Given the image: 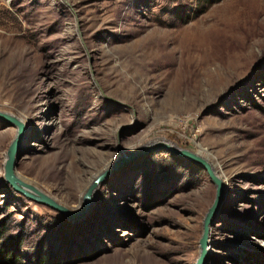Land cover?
I'll list each match as a JSON object with an SVG mask.
<instances>
[{
	"label": "rangeland",
	"instance_id": "374dc122",
	"mask_svg": "<svg viewBox=\"0 0 264 264\" xmlns=\"http://www.w3.org/2000/svg\"><path fill=\"white\" fill-rule=\"evenodd\" d=\"M0 112L27 133L16 169L70 221L5 180L0 264H264V0H0ZM63 203V204H62ZM82 203V205L80 204Z\"/></svg>",
	"mask_w": 264,
	"mask_h": 264
},
{
	"label": "water",
	"instance_id": "95a60500",
	"mask_svg": "<svg viewBox=\"0 0 264 264\" xmlns=\"http://www.w3.org/2000/svg\"><path fill=\"white\" fill-rule=\"evenodd\" d=\"M0 120L10 125H13L17 128V135L12 141L7 151L6 160L4 163V170H5L4 175L6 182L10 184L16 192L22 194L29 200L47 206L52 210L57 211L58 213H60L70 221L84 219L90 212L92 194L94 193L95 189H97L99 187V184L104 182L115 171L117 167L113 166V168L108 169L106 172L101 174L95 181H93V183L87 190V193L83 196V207L78 212H72L65 206L58 204L56 201H54L50 196L46 195L44 192L37 189L36 186L25 182L23 179H21L18 176L16 169L18 167V161L20 159L19 150H20V145L26 136L27 129L25 125L13 115L0 112ZM160 150L168 151L183 160L189 161L203 168L207 172L211 182L216 186L215 201L204 219L203 235L199 242L200 255L196 262V264H205V258H206L205 249L208 242V236L210 235V227L212 225V220L222 203V199L224 195V182L219 177L215 166L208 159L202 157L198 153H194L185 149H180L172 144L159 142L153 147H146L144 149L139 150L134 155L136 157H140V156L142 157L143 155L148 154L152 151H160Z\"/></svg>",
	"mask_w": 264,
	"mask_h": 264
},
{
	"label": "bare ground",
	"instance_id": "6f19581e",
	"mask_svg": "<svg viewBox=\"0 0 264 264\" xmlns=\"http://www.w3.org/2000/svg\"><path fill=\"white\" fill-rule=\"evenodd\" d=\"M19 177H21V176H19ZM97 179V178H96ZM95 179V180H96ZM88 188V187H87ZM87 188H86V191H84L85 192V194L87 193ZM97 190H98V188L97 189H95V191H94V193L92 194V199H91V205H92V203H93V201H94V196L96 195V192H97ZM84 194V195H85ZM60 204V203H59ZM63 204V203H62ZM81 205H82V203H80ZM64 205V204H63ZM66 206V205H65ZM66 207H68V206H66ZM68 208H70V209H73V208H71L70 206L68 207ZM208 240H209V236H208ZM207 248H208V242H207V245H206V256H207V254L209 253V250H207Z\"/></svg>",
	"mask_w": 264,
	"mask_h": 264
},
{
	"label": "trees",
	"instance_id": "16d2710c",
	"mask_svg": "<svg viewBox=\"0 0 264 264\" xmlns=\"http://www.w3.org/2000/svg\"><path fill=\"white\" fill-rule=\"evenodd\" d=\"M45 263L51 264V261L49 260L48 256L45 257Z\"/></svg>",
	"mask_w": 264,
	"mask_h": 264
}]
</instances>
